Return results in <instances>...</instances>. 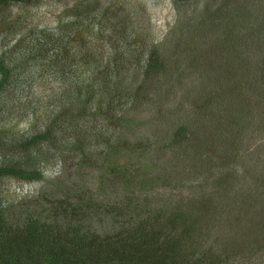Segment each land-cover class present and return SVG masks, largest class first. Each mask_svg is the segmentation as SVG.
Wrapping results in <instances>:
<instances>
[{"label": "trees", "instance_id": "16d2710c", "mask_svg": "<svg viewBox=\"0 0 264 264\" xmlns=\"http://www.w3.org/2000/svg\"><path fill=\"white\" fill-rule=\"evenodd\" d=\"M172 6L163 40L138 33L133 0L28 30L4 17L0 104L29 129L0 124V181L80 174L16 209L0 193V264L264 261V0Z\"/></svg>", "mask_w": 264, "mask_h": 264}, {"label": "rangeland", "instance_id": "374dc122", "mask_svg": "<svg viewBox=\"0 0 264 264\" xmlns=\"http://www.w3.org/2000/svg\"><path fill=\"white\" fill-rule=\"evenodd\" d=\"M63 1L42 0L38 5L23 7L18 4L9 8L6 11L5 16H0V53L11 39V37L8 36L9 33L6 27L4 26V17L5 19H7V17H20L23 21L24 27H29L26 30L35 27L53 26L61 17L63 6L68 3L73 4L77 0ZM105 1L109 2L111 0ZM197 1H199L201 5L203 0ZM135 4H144L147 7V13H136V17L141 23L138 28V33L142 37L146 38L153 32L152 34H154L156 39L163 40L166 34H168L170 28H172L176 22V12L172 6V0H133V5ZM191 12L192 11L188 14H191ZM44 82L46 83L45 80L40 81V83ZM40 83H38V85ZM50 89H52L51 84L48 85L47 90ZM21 117L22 115H18L17 112L11 108V106L10 108H7L4 104H0V124L8 125L9 127L13 126L16 131H27L29 129V120ZM141 118L142 120L152 119L149 112L143 114ZM162 125L164 124L157 121L151 122L150 127H147V129L151 132L153 129H157V127ZM147 129L145 128L146 132L148 131ZM65 168L61 165H49L45 170V178L42 182L23 183L15 179L1 180L0 193L5 205L11 207L12 209H16L22 201L50 192L54 185H72L73 183H76V176L80 173L76 172L75 167L71 170L67 168L65 170ZM97 175L98 173H93L91 176L94 178L88 177L87 181L90 182V185L94 186V183L97 182ZM253 264H264V261H261V263L255 262Z\"/></svg>", "mask_w": 264, "mask_h": 264}]
</instances>
